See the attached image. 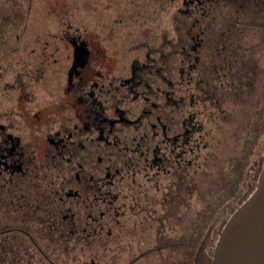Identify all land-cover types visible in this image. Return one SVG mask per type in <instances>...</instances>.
Returning <instances> with one entry per match:
<instances>
[{"label":"flooded vegetation","instance_id":"obj_1","mask_svg":"<svg viewBox=\"0 0 264 264\" xmlns=\"http://www.w3.org/2000/svg\"><path fill=\"white\" fill-rule=\"evenodd\" d=\"M75 1L44 0L49 28L0 0V264H160L264 71V0H102V31ZM257 113L221 217L261 171Z\"/></svg>","mask_w":264,"mask_h":264},{"label":"rangeland","instance_id":"obj_2","mask_svg":"<svg viewBox=\"0 0 264 264\" xmlns=\"http://www.w3.org/2000/svg\"><path fill=\"white\" fill-rule=\"evenodd\" d=\"M21 1V0H20ZM18 0V3L20 2ZM31 3L30 16L31 25L46 26L53 28L56 26L61 27V24L55 19L52 13H45V17L42 16V12H45L44 0H29ZM59 11L69 10V2L67 0H59ZM71 1V0H70ZM74 6L73 9H88L93 11L90 16H83L81 14L77 15V19L85 24L89 25L95 30L102 31V22L106 20L112 13L105 11L102 8V0H76L72 2ZM111 13V14H110ZM40 14V15H39ZM264 65V59H263ZM264 102V71L257 80L256 89L247 98L235 104V109L237 114L235 115V122L233 124V132L231 131L226 135L225 138L219 140V143L215 145L217 154L210 161V165L204 169L201 193L193 197L191 201V208L186 210L185 217L175 224L170 225L171 232H179L180 229L185 228L187 235L191 233H196L194 228V217L196 214L199 216L200 223L206 219L208 213L210 212L209 207L217 202H221L219 199L222 195L218 194L219 188H221L228 179L229 175H232L233 165L236 163L237 157L240 156L243 160L246 158V151L248 147L252 144L255 130L253 128V121L255 117L260 116L257 111L259 106ZM258 129V127H257ZM214 149V147H213ZM255 155H250V164L252 165ZM253 174V171L251 172ZM200 208V209H199ZM202 224V223H201ZM191 240L190 236L188 241ZM215 240L212 241V244ZM198 244L194 246L195 250ZM180 250V249H178ZM187 264H193V256ZM177 257V256H176ZM177 264V263H176Z\"/></svg>","mask_w":264,"mask_h":264},{"label":"water","instance_id":"obj_3","mask_svg":"<svg viewBox=\"0 0 264 264\" xmlns=\"http://www.w3.org/2000/svg\"><path fill=\"white\" fill-rule=\"evenodd\" d=\"M255 188L236 205L210 249L219 212L201 238L193 264H264V160Z\"/></svg>","mask_w":264,"mask_h":264},{"label":"trees","instance_id":"obj_4","mask_svg":"<svg viewBox=\"0 0 264 264\" xmlns=\"http://www.w3.org/2000/svg\"><path fill=\"white\" fill-rule=\"evenodd\" d=\"M259 173V170L257 169L255 174L251 177V179L253 178H257ZM250 179V180H251ZM255 185L252 183V181L250 182V187L249 189L244 192V193H240L237 194L236 192L231 193V194H226L225 196H238L237 197V201L239 203H242L250 194L251 192L254 190ZM210 212L208 213L207 218L203 221H201L200 223V219L199 216L196 214V216L194 217V228L196 229V233H191L190 235H187V233L185 232V236L179 238V236H170L169 242L166 243V245H169V250L167 252H165V255H160L157 256V260L160 262V264H173L174 261H176L175 263L177 264H182L179 262V250L178 249H184V254H185V264H187V262H189L192 258V254L195 251L194 246L199 244L201 238L203 237V235L205 234L206 229L208 228L210 222L212 221V219L217 215V213L220 211L219 210V204H213L209 207ZM171 212H173L171 210ZM232 212V210H228L227 213L225 215H223L220 220L216 223L215 227L213 228L212 231V238H211V243L213 240L216 241L218 234H219V230L223 227L224 223L226 222V220L228 219L230 213ZM190 236L191 240L188 241V237ZM163 241L157 242L156 244L160 243L161 245H163L162 243ZM166 247V246H165ZM174 254H176V260L174 259ZM178 254V255H177ZM182 257V254H181ZM170 259V262H169Z\"/></svg>","mask_w":264,"mask_h":264}]
</instances>
